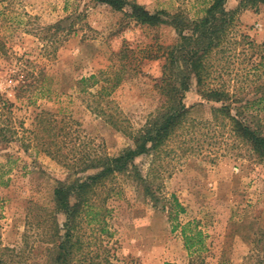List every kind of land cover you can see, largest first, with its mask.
<instances>
[{
  "label": "rangeland",
  "instance_id": "1",
  "mask_svg": "<svg viewBox=\"0 0 264 264\" xmlns=\"http://www.w3.org/2000/svg\"><path fill=\"white\" fill-rule=\"evenodd\" d=\"M135 1L153 13L196 19L212 0ZM236 4L225 2L227 8ZM238 19L235 34L246 33L264 53V6L244 10ZM175 37L168 23L140 25L93 0H0V247L20 251L9 264L45 263L53 188L67 177L64 155L87 154L95 144L117 155L132 143L131 135L160 104L162 60L145 55ZM247 60L248 54L233 58L232 72L222 80L249 88L256 76ZM106 67L110 75L119 71L121 80L103 115L93 109L99 84L81 90L77 80ZM257 73L264 82V67ZM184 103L187 120L157 157L136 159L143 173L152 167L158 175L157 205L119 175L106 185L112 190L105 203L107 232L84 224L82 238L99 260L188 264L198 259L184 246L181 227L188 223V233H203L204 264H264V162L226 121L212 118L216 103L202 100L194 84ZM255 107L264 118V102ZM47 119L50 131L42 129ZM49 132L59 134L60 155L45 152L57 148L44 143ZM100 191L103 197L106 190ZM173 197L184 210L171 219Z\"/></svg>",
  "mask_w": 264,
  "mask_h": 264
},
{
  "label": "trees",
  "instance_id": "2",
  "mask_svg": "<svg viewBox=\"0 0 264 264\" xmlns=\"http://www.w3.org/2000/svg\"><path fill=\"white\" fill-rule=\"evenodd\" d=\"M93 1L125 13L140 25L152 27L168 23L175 29L176 37L166 45L157 43L155 53L151 51L145 55L146 58L162 60L161 76L156 83L160 104L143 126L131 135L132 143L117 155H109L100 144H95L87 154L75 150L70 156L68 153L64 155L67 177L53 188V208L49 213L52 229L46 240L49 244L44 249V264H116L108 257L99 260L98 254L90 253V243L82 238L81 227L90 225L99 234L107 232L105 217L109 209L105 203L112 190L106 185L119 175L130 178L143 196L157 205L161 195L158 193L159 184L154 181L158 175L152 167L143 173L136 159L150 156L152 162L170 137L183 126L189 111L184 98L192 84L202 100L216 103L211 106L212 118L226 121L231 132L248 146L259 161L264 162V118L258 114L259 107H255L264 102V82L261 83V76L257 73L259 68L264 67V53L246 33L239 32L237 35L234 31L239 14L264 6V0H237L233 8L226 7V0H212L204 15L196 19L180 12L169 14L161 10L153 13L135 0ZM241 54H248L247 61L256 76L249 88L230 87L222 80L224 74H231L233 58ZM108 67L77 80L81 90L99 84L94 94L93 109L103 115H106L107 105L110 104L107 97L121 80V73L116 71L110 75L113 71L110 72ZM251 93L254 95L246 97ZM111 116L107 114L108 118ZM43 120L39 119L40 123ZM45 122L47 127L42 129L52 130V121L47 119ZM58 135L49 132V140L44 141L46 145L57 146L55 150L45 149L53 156L60 155L63 146L55 141ZM102 188L106 190L103 197L100 195ZM171 203L174 209L169 212V217L174 219L184 208L175 197ZM59 215L63 216L60 222ZM188 225L185 223L181 227L184 246L189 254L198 258L188 264H204V259L200 257L206 249L203 233L201 229L188 233ZM18 255L20 251L0 247V264H9ZM163 264L175 263L165 261Z\"/></svg>",
  "mask_w": 264,
  "mask_h": 264
}]
</instances>
